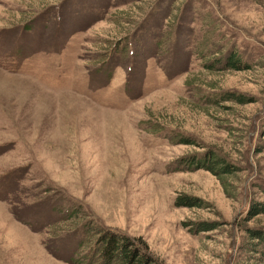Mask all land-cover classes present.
<instances>
[{
	"label": "rangeland",
	"instance_id": "1",
	"mask_svg": "<svg viewBox=\"0 0 264 264\" xmlns=\"http://www.w3.org/2000/svg\"><path fill=\"white\" fill-rule=\"evenodd\" d=\"M208 151L238 171L183 164ZM254 201L264 0H0V264H104L101 229L157 264H264Z\"/></svg>",
	"mask_w": 264,
	"mask_h": 264
},
{
	"label": "trees",
	"instance_id": "2",
	"mask_svg": "<svg viewBox=\"0 0 264 264\" xmlns=\"http://www.w3.org/2000/svg\"><path fill=\"white\" fill-rule=\"evenodd\" d=\"M221 62V61H220ZM219 62V63H220ZM226 69L242 70L241 61L237 55H232L226 60ZM223 101H232L240 104H247V98L239 94H227L222 96ZM181 143L184 145H191L189 139H182ZM183 164L188 169H204L211 172L213 175L219 177L221 180L223 177L235 174L238 170L231 162L226 158L213 151H208L205 155H195L185 160ZM204 202L198 198L189 196H180L176 202V207H189V208H203ZM248 215L246 221L264 215V202L254 201L250 204L248 209ZM70 216V215H69ZM195 225L196 232H208L217 229L215 224L203 222ZM95 231L91 226L88 228V232ZM88 232L86 231L87 235ZM251 240H256L258 243L255 247L250 248V251L264 255V230L260 229H247ZM98 244L100 256L103 259L104 264H157V261L148 253L143 251L138 245L134 244L132 240L126 235L116 233L114 231H105L101 229V235L97 232H93ZM261 249L258 248L262 246ZM90 263V262H89Z\"/></svg>",
	"mask_w": 264,
	"mask_h": 264
},
{
	"label": "bare ground",
	"instance_id": "3",
	"mask_svg": "<svg viewBox=\"0 0 264 264\" xmlns=\"http://www.w3.org/2000/svg\"><path fill=\"white\" fill-rule=\"evenodd\" d=\"M24 81V80H23Z\"/></svg>",
	"mask_w": 264,
	"mask_h": 264
}]
</instances>
